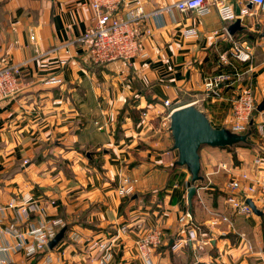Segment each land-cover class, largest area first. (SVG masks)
I'll use <instances>...</instances> for the list:
<instances>
[{
	"label": "crops",
	"instance_id": "crops-1",
	"mask_svg": "<svg viewBox=\"0 0 264 264\" xmlns=\"http://www.w3.org/2000/svg\"><path fill=\"white\" fill-rule=\"evenodd\" d=\"M177 1L118 0L125 17L137 8L147 14L140 24L151 33L137 56L97 64L82 40L94 21L90 0H0V67L23 72L22 90L0 100V204L35 205L28 221L13 209L0 214V247L8 248L0 249V264H264V213L228 205L229 178L219 167L250 172L257 155L264 159V109L255 112L245 143L200 147L191 201L193 182L177 161L168 116L194 105L215 128L231 129L237 94L251 85L264 101V5L248 4L251 14L238 16L235 32L214 8L151 14ZM232 37L254 45L250 65L228 54ZM222 72L232 80L208 92ZM125 178L133 189L121 195ZM186 211L210 243L172 247ZM218 213L226 218L216 220ZM44 218L62 221L53 237L66 229L56 247L37 251L31 236L15 247L9 229L31 231ZM155 227L163 235L149 263L135 240Z\"/></svg>",
	"mask_w": 264,
	"mask_h": 264
},
{
	"label": "built area",
	"instance_id": "built-area-1",
	"mask_svg": "<svg viewBox=\"0 0 264 264\" xmlns=\"http://www.w3.org/2000/svg\"><path fill=\"white\" fill-rule=\"evenodd\" d=\"M93 9V23L83 32L82 40L87 43L89 58L93 63H109L116 59L129 60L137 56L141 51L143 40L151 33L149 27H143L140 20L147 16L140 8L130 17H125L116 11L118 0H90ZM248 4L261 7L264 0H179L173 4H164L162 7L152 11V15L158 16L164 11H190L193 13L209 12L213 8L219 14L223 22L229 23L237 20L240 15H250ZM237 9L239 12L237 13ZM195 34L193 31L189 33ZM34 38V37H32ZM228 54L244 64L249 63L254 56V45L248 38H231V45ZM226 54V53H224ZM22 68L19 65H3L0 67V100L6 97L14 96L23 88ZM239 80L240 73L235 72ZM232 74L218 73L207 83V91L215 92L220 82H230ZM264 93V87L260 90ZM258 94L256 89L248 85L232 100L231 111L232 120L230 127L233 131L243 133L248 130L252 123L258 106ZM165 107L170 106L172 102L169 98L163 101ZM172 108L168 111L171 117ZM261 138L264 140V123L261 124ZM264 159L257 155L255 157L252 171H236L234 168H227L225 164L220 165L221 169L226 170L228 176V187L231 194L227 197L228 205L236 212L251 214L254 207L264 213ZM219 170V169H218ZM217 170V171H218ZM133 189V183L125 178L120 184L118 192L121 195H127ZM7 209H13L17 218L24 222L30 220V215L35 209L33 202L23 201L21 204L10 200L7 204H0V214ZM223 215L216 214L217 219ZM224 219L225 215L222 216ZM216 221H213L215 223ZM179 231L173 239L172 247L174 249L191 243L198 242L201 247L210 243L209 238L201 239L199 237L200 229L192 221V213L186 211L179 219ZM62 225L58 218H44L37 228L22 231L19 228L9 229L13 236L18 239L15 247H21L26 242V238L33 237L34 242L31 245L35 250L41 251L48 248L49 241L55 234L53 229ZM139 225V224H138ZM128 228L121 226L119 232H126ZM163 230L155 227L140 235L135 240V244L141 256L150 263V250L152 247L160 244ZM100 247L104 245L99 244ZM0 249L8 250L6 247Z\"/></svg>",
	"mask_w": 264,
	"mask_h": 264
},
{
	"label": "water",
	"instance_id": "water-1",
	"mask_svg": "<svg viewBox=\"0 0 264 264\" xmlns=\"http://www.w3.org/2000/svg\"><path fill=\"white\" fill-rule=\"evenodd\" d=\"M239 10L237 9V13ZM241 20L237 19L230 25V30L235 32L240 27ZM264 109V101L259 103L257 110ZM170 129L172 130L175 148L179 151L178 162L186 164L190 171V178L193 182L188 188V199L192 200L196 192L195 182L201 179V161L199 150L202 145L226 147L236 142L246 141L247 134L231 132L226 127H214L206 114L198 110L194 105H185L175 108L170 117ZM254 210L261 213L254 207ZM65 228L49 241L50 248L56 247L57 243L63 238Z\"/></svg>",
	"mask_w": 264,
	"mask_h": 264
},
{
	"label": "rangeland",
	"instance_id": "rangeland-1",
	"mask_svg": "<svg viewBox=\"0 0 264 264\" xmlns=\"http://www.w3.org/2000/svg\"><path fill=\"white\" fill-rule=\"evenodd\" d=\"M231 130V132L233 131L232 129H230ZM249 131H250V128H248V130L247 131H245V132H243V133H239V134H247V135H249ZM233 132H235V131H233ZM236 133H238V132H236ZM234 146V145H233ZM201 173V171L199 172V174Z\"/></svg>",
	"mask_w": 264,
	"mask_h": 264
},
{
	"label": "trees",
	"instance_id": "trees-1",
	"mask_svg": "<svg viewBox=\"0 0 264 264\" xmlns=\"http://www.w3.org/2000/svg\"><path fill=\"white\" fill-rule=\"evenodd\" d=\"M243 141H240V142H236V143H234L233 145H237V144H240V143H242ZM245 143V142H244ZM233 145H229V146H226V148H232L233 147Z\"/></svg>",
	"mask_w": 264,
	"mask_h": 264
}]
</instances>
